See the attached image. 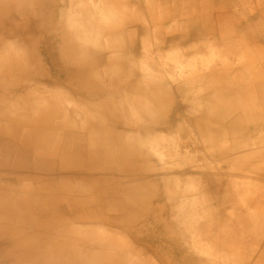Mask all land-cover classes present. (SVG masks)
<instances>
[{
  "label": "bare ground",
  "instance_id": "bare-ground-1",
  "mask_svg": "<svg viewBox=\"0 0 264 264\" xmlns=\"http://www.w3.org/2000/svg\"><path fill=\"white\" fill-rule=\"evenodd\" d=\"M225 1L0 0V264H164L145 225L192 264L244 258L235 224L264 233V0Z\"/></svg>",
  "mask_w": 264,
  "mask_h": 264
},
{
  "label": "rangeland",
  "instance_id": "rangeland-1",
  "mask_svg": "<svg viewBox=\"0 0 264 264\" xmlns=\"http://www.w3.org/2000/svg\"><path fill=\"white\" fill-rule=\"evenodd\" d=\"M177 1L181 2V1H184V0H177ZM220 1H223V0H220ZM234 1H236V0H226L225 4L226 5H233ZM244 2H245V8L246 7H252V9H253L257 5V3L260 2V0L259 1L258 0H252V1L251 0H244ZM225 12L228 13L229 11H224V14H226ZM142 14H146V13L142 12ZM219 14L220 15H218V13H216L215 15H211V16L215 20V17L218 18L219 16H221V14H223V12L219 13ZM253 14L255 15L257 13H253ZM227 15H229V14H227ZM181 24H182V22L180 23V26H181ZM219 27H220V25H216V21H215L214 22V28L218 29ZM185 47L180 48L178 50V52H183L186 49ZM251 52H252V49H250V48L244 49L242 51L243 56L241 58H242V60L244 62H246V61H250L251 62V60L253 59V57H252V59H249L251 57L250 55H252ZM229 53H230L229 51H224V55L223 56H225L226 58L228 57L230 59L232 56ZM44 57L47 58V61H48V58H49V60L52 58V56H50L49 54H46V56H44ZM262 59L263 58L260 59V58H258L256 56L253 59L255 61L254 65L259 64L262 61ZM233 60H235L234 57H232V60L229 61V63H230L229 67H233L234 66L235 62ZM50 64H49V61L46 64V68L48 69V74H49L50 78L52 80H56V81L63 80L64 79V73H62V71H60L59 69L54 67L55 66V62L54 61H52V63L50 62ZM190 68H192V66ZM194 69H195V67H193L192 69H189V70H193L194 71ZM263 130H264V127H263ZM261 131H262V129H259L258 133H260ZM221 168L224 171L226 170L225 172H227L229 174H234V175L237 174V173H235L236 171H233V170L227 171L228 166H225L224 164L221 165ZM262 191L264 193V190H262ZM232 210L233 209L231 208L228 211H224L225 214H226V217L230 216ZM220 214H221V218L224 217V214L221 211H220ZM220 222L222 223V219L220 220ZM147 226L148 225H145L144 227H142L141 228V232L139 234L134 233L133 236H132L133 238H136V240L138 238L137 241H138V243H140L139 244L140 246H142L141 244H143V245L147 244L146 246L152 248L155 251L154 253L158 257L159 261L160 262L162 261L164 264H192V261L190 262L189 259L184 258L182 252L176 246H174L172 244H169L158 230H155V229L150 228V227L147 229ZM234 229H235L236 235H237L235 240L237 241V239H241V237H243L244 240L246 241V243H245L246 245H244V246L242 245L243 249L241 248L240 251H239V253H241L244 258H242L238 254V256L235 257L236 260L234 261V264H240V263L241 264H264L263 263L264 262V254H263L264 253V233H263L262 236L261 235L260 236H258V235L256 236L255 232H253V231L247 232V229H244L241 226H237L236 224L234 226ZM248 244H250L251 246L248 245ZM234 246H235V248H234ZM142 247H144V246H142ZM229 248L231 249V251H230ZM229 248L227 250V252L229 251L228 252L229 254L231 252H232L231 255H236L238 253L237 250H236V248H237L236 243H233V245L230 244ZM233 248H234V250H233ZM246 248H247V250H246ZM248 248H249V251H248ZM259 253H260V255H259ZM255 258H256V260H254ZM238 260H239V263H237ZM242 260H244V261L241 262ZM261 261H263V262H261Z\"/></svg>",
  "mask_w": 264,
  "mask_h": 264
}]
</instances>
